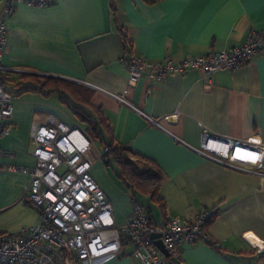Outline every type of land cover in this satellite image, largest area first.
<instances>
[{"label": "crops", "instance_id": "1", "mask_svg": "<svg viewBox=\"0 0 264 264\" xmlns=\"http://www.w3.org/2000/svg\"><path fill=\"white\" fill-rule=\"evenodd\" d=\"M252 30L264 32L261 0H53L42 8L20 4L6 22L8 46L1 63L8 69L5 76L15 75L16 83L33 76L71 83L79 93L83 88L93 92L90 105L98 113L82 109L95 120L104 119L105 141L130 149L162 175L158 203L140 190L133 192L153 223L191 219L203 209L216 211L208 226L212 245H185V264H264V178L193 150L200 147L204 130L264 146V55L210 78L197 71L157 78L146 70L125 95L129 68L120 61L134 55L150 63L166 58L179 62L222 52L241 45ZM125 42L131 49L126 50ZM94 87L122 96L159 120L163 129ZM63 101L55 93L14 98L11 132L0 138V233L39 222V210L24 200L30 176L21 170L36 166L31 125L54 117L89 138L86 126ZM175 111L180 113L177 121L164 119ZM89 140L90 175L110 202L115 223L123 224L132 212V193L119 178L118 165L109 157L111 171L99 159L103 147ZM93 143L99 146L95 151ZM245 151L232 157L246 167L257 166L259 154L253 148ZM132 252V247H123L104 264H139Z\"/></svg>", "mask_w": 264, "mask_h": 264}, {"label": "built area", "instance_id": "2", "mask_svg": "<svg viewBox=\"0 0 264 264\" xmlns=\"http://www.w3.org/2000/svg\"><path fill=\"white\" fill-rule=\"evenodd\" d=\"M53 0H3L0 13V138L10 134L14 96L7 91L3 76L8 72L1 61L6 53L7 19L17 5L42 8ZM264 55V32L250 31L245 41L231 49L204 56H186L179 62L166 58L150 63L129 55L121 62L128 65L127 94L144 71L157 78L184 75L197 71L210 78L218 71H234L257 56ZM119 103L128 105L150 125L163 129L159 120L152 119L128 104L122 96L94 87ZM210 86L206 85L205 89ZM175 111L164 117L177 121ZM30 143L36 166L21 169L30 176L24 200L39 210V222L12 233H0V264H104L116 258L123 247L130 246L139 264H185L182 248L204 243L212 245L208 222L214 210L203 209L191 219L165 218L161 224L151 220L145 208L131 200L132 212L120 225L114 221L112 206L104 192L90 175L91 142L78 128H70L49 117L47 123H33ZM252 147L260 156L257 166L246 167L236 162L233 153ZM257 149V150H256ZM193 150L222 166L264 178V146L261 142L243 144L234 138L215 135L204 130L199 148ZM245 151V152H246ZM108 152L103 149L104 154ZM3 154L0 149V156ZM159 236L153 238V236ZM158 239L168 255L154 244Z\"/></svg>", "mask_w": 264, "mask_h": 264}, {"label": "trees", "instance_id": "3", "mask_svg": "<svg viewBox=\"0 0 264 264\" xmlns=\"http://www.w3.org/2000/svg\"><path fill=\"white\" fill-rule=\"evenodd\" d=\"M156 1L158 0H144L147 4H153ZM125 47L126 50L131 49V44L125 42ZM130 53L131 51H128V54ZM6 82L7 79L3 78V83L5 87L7 86V91L12 93L14 98L28 92L40 93L46 96L55 93L63 96L65 98V101H63L64 104H66L78 120L86 126V132L89 138L98 142L103 149H108L102 161L107 167H110L108 158L111 157L113 162L118 165L120 169L119 178L127 190L132 193L130 199L136 201L133 192L134 190H140L148 194L153 202L158 203L162 200L158 195V189L162 181V175L159 171L145 161L135 157L130 149L124 146L114 145L112 141L106 142L103 133L105 131L108 132V129L105 127L106 124L104 119L98 116L97 120H95L90 114L83 111L82 106L92 108L94 113H98L97 109L90 105V100L93 96L92 91L83 88L81 93H79L71 83L33 76H24L18 83L12 82L14 87L12 89L8 88ZM216 215L217 213L214 211L212 218L208 222V226L213 222Z\"/></svg>", "mask_w": 264, "mask_h": 264}, {"label": "rangeland", "instance_id": "4", "mask_svg": "<svg viewBox=\"0 0 264 264\" xmlns=\"http://www.w3.org/2000/svg\"><path fill=\"white\" fill-rule=\"evenodd\" d=\"M3 78H6V79H7L6 84L8 85V88H9V89L14 88L12 82H13V80H17L15 75H13V74L10 73V74H6V76L4 75ZM75 124H76V123H75ZM76 126L82 129V127L79 126L78 124H76ZM70 128H72V127H70ZM97 147H99V146H98V145H95L94 143L92 144V150H93V151H95V149H97ZM249 148H252V147H247V149H249ZM256 150H257V149H256ZM114 167H115V166H112L113 170H114ZM110 170L112 171L111 167H110ZM128 202H129V204H130L129 198H128Z\"/></svg>", "mask_w": 264, "mask_h": 264}, {"label": "water", "instance_id": "5", "mask_svg": "<svg viewBox=\"0 0 264 264\" xmlns=\"http://www.w3.org/2000/svg\"><path fill=\"white\" fill-rule=\"evenodd\" d=\"M159 236H153V238H158ZM154 244H155V246L165 255V256H167L168 255V253H167V251L165 250V248L163 247V244H162V242L160 241V240H158V239H156L155 241H154Z\"/></svg>", "mask_w": 264, "mask_h": 264}, {"label": "snow or ice", "instance_id": "6", "mask_svg": "<svg viewBox=\"0 0 264 264\" xmlns=\"http://www.w3.org/2000/svg\"><path fill=\"white\" fill-rule=\"evenodd\" d=\"M174 2V0H169V3ZM261 3H264V0H261Z\"/></svg>", "mask_w": 264, "mask_h": 264}, {"label": "bare ground", "instance_id": "7", "mask_svg": "<svg viewBox=\"0 0 264 264\" xmlns=\"http://www.w3.org/2000/svg\"><path fill=\"white\" fill-rule=\"evenodd\" d=\"M251 242H253V241H251Z\"/></svg>", "mask_w": 264, "mask_h": 264}]
</instances>
